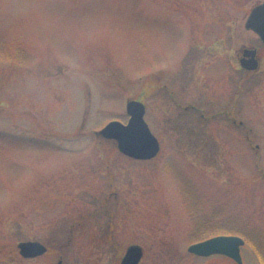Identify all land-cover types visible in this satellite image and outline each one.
Returning a JSON list of instances; mask_svg holds the SVG:
<instances>
[{
	"label": "rangeland",
	"instance_id": "374dc122",
	"mask_svg": "<svg viewBox=\"0 0 264 264\" xmlns=\"http://www.w3.org/2000/svg\"><path fill=\"white\" fill-rule=\"evenodd\" d=\"M262 1L0 0V264H120L131 245L140 264H235L187 248L264 246V46L244 28ZM128 101L151 161L95 134ZM231 101L234 116H173ZM19 242L48 252L21 259ZM241 260L260 264L247 245Z\"/></svg>",
	"mask_w": 264,
	"mask_h": 264
},
{
	"label": "water",
	"instance_id": "95a60500",
	"mask_svg": "<svg viewBox=\"0 0 264 264\" xmlns=\"http://www.w3.org/2000/svg\"><path fill=\"white\" fill-rule=\"evenodd\" d=\"M245 29L256 34L264 45V1L251 10ZM255 56V50H244L240 67L249 72L256 71L258 61ZM126 113L129 117L126 125L112 122L103 128L98 135L105 140L113 141L118 152L127 158L137 161L153 159L159 152V145L144 122V106L139 102L129 101L126 104ZM243 245L244 242L240 238L215 237L190 246L188 252L199 258L223 256L236 264H242L240 248ZM17 249L19 255L24 259L37 258L46 253V248L37 242L19 243ZM141 258V248L133 245L126 249L120 264H139Z\"/></svg>",
	"mask_w": 264,
	"mask_h": 264
},
{
	"label": "flooded vegetation",
	"instance_id": "af4514ba",
	"mask_svg": "<svg viewBox=\"0 0 264 264\" xmlns=\"http://www.w3.org/2000/svg\"><path fill=\"white\" fill-rule=\"evenodd\" d=\"M238 57L240 59V55ZM170 96L169 99L173 101ZM174 104L180 106V108H182V110H184L186 113L183 114L177 113V114H173V116H182V115L183 116H234L233 114L229 113V108L232 106V101L230 104H227V106L215 112H213V109L210 108L211 105L207 107L204 106L203 109H201L195 105H190V104H187L185 106H182L180 103L177 102H174Z\"/></svg>",
	"mask_w": 264,
	"mask_h": 264
},
{
	"label": "trees",
	"instance_id": "16d2710c",
	"mask_svg": "<svg viewBox=\"0 0 264 264\" xmlns=\"http://www.w3.org/2000/svg\"><path fill=\"white\" fill-rule=\"evenodd\" d=\"M239 233V232H238ZM242 233H240L239 235L243 237V235H241ZM246 244H248L251 249L255 252V255L257 257V260L259 261L260 264H264V249L261 246H257L256 248L254 246H252L251 241L249 239H247V237H243Z\"/></svg>",
	"mask_w": 264,
	"mask_h": 264
}]
</instances>
